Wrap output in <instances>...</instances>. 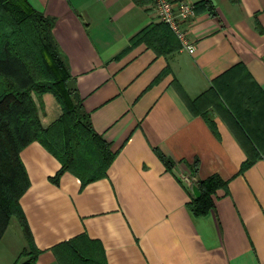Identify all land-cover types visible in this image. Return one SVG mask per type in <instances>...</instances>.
Returning <instances> with one entry per match:
<instances>
[{"label":"crops","instance_id":"obj_1","mask_svg":"<svg viewBox=\"0 0 264 264\" xmlns=\"http://www.w3.org/2000/svg\"><path fill=\"white\" fill-rule=\"evenodd\" d=\"M29 1L55 19L54 37L85 109L116 152L107 176L82 187L71 172L51 181L62 164L41 142L23 149L31 185L21 204L42 250L37 264H61L54 247L82 234L102 244L107 264H264V155L240 173L248 155L224 110L209 109L215 131L173 85L178 80L191 99H212L215 82L243 64L264 93V33L255 23L258 16L264 28V0H191L213 8L199 10L189 27L195 51L161 55L146 42L132 45L160 23L152 0ZM155 32L166 38L165 29ZM36 100L45 126L62 115L53 93ZM243 103L264 147V109L256 116ZM159 153L175 161L172 170ZM196 161L199 178L228 181L206 215L189 207ZM27 245L21 225L13 234L8 227L0 264H14Z\"/></svg>","mask_w":264,"mask_h":264},{"label":"trees","instance_id":"obj_2","mask_svg":"<svg viewBox=\"0 0 264 264\" xmlns=\"http://www.w3.org/2000/svg\"><path fill=\"white\" fill-rule=\"evenodd\" d=\"M208 4H195L197 13L202 8L213 9ZM212 13L216 14L214 10ZM255 23L257 30L264 33L258 16ZM54 26L55 19L38 10L29 0H0V241L13 217H17L28 241L14 264H37L42 251L35 242L21 204L22 196L31 185L21 155L23 149L34 141L41 142L62 164L51 181L59 183L64 173L71 172L81 180L82 187L106 177L116 157L110 143L94 128L79 90L71 92L68 89L67 82L72 74L55 40ZM158 27L165 29L166 38L157 36ZM140 42H146L159 55L183 46L170 25L162 21L141 32L132 45ZM232 76L240 79L230 82L224 89L222 80L225 82ZM251 83L257 86L261 96L244 85ZM173 85L195 112L203 113L215 131L209 109L214 106L224 110L230 127L248 155L240 173L263 157L264 147L254 136L239 105L240 100L244 101L243 110L256 116L260 114L258 110L264 109V93L245 65L239 64L215 82L211 89L215 91L212 99L206 97L208 93L191 99L178 80H174ZM48 92L56 96L63 113L51 125L45 126L36 97L42 102L43 95ZM159 154L172 170L175 161ZM198 173L196 161L190 179L198 185L201 195L193 197L189 207L196 215H206L215 207L217 190L227 189L228 181L217 174L201 179ZM54 251L61 264H107L102 244L86 234L56 245Z\"/></svg>","mask_w":264,"mask_h":264},{"label":"built area","instance_id":"obj_3","mask_svg":"<svg viewBox=\"0 0 264 264\" xmlns=\"http://www.w3.org/2000/svg\"><path fill=\"white\" fill-rule=\"evenodd\" d=\"M159 21L168 23L182 42L183 48L193 53L195 46L189 38V27L197 17L196 5L191 0H152Z\"/></svg>","mask_w":264,"mask_h":264},{"label":"water","instance_id":"obj_4","mask_svg":"<svg viewBox=\"0 0 264 264\" xmlns=\"http://www.w3.org/2000/svg\"><path fill=\"white\" fill-rule=\"evenodd\" d=\"M67 86H68V89L71 91V92H74L76 89H77V80L75 77H72L68 80L67 82ZM191 188L195 194L196 197H199L201 195V190L200 188L198 187V185L194 182L191 183Z\"/></svg>","mask_w":264,"mask_h":264},{"label":"rangeland","instance_id":"obj_5","mask_svg":"<svg viewBox=\"0 0 264 264\" xmlns=\"http://www.w3.org/2000/svg\"><path fill=\"white\" fill-rule=\"evenodd\" d=\"M16 230H20V223L17 219V217H13L11 219L10 225H9V232L10 234H13L16 232Z\"/></svg>","mask_w":264,"mask_h":264}]
</instances>
